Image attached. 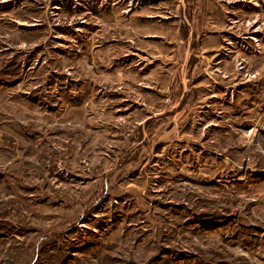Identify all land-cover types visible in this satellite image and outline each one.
I'll return each instance as SVG.
<instances>
[{
    "label": "rangeland",
    "instance_id": "1",
    "mask_svg": "<svg viewBox=\"0 0 264 264\" xmlns=\"http://www.w3.org/2000/svg\"><path fill=\"white\" fill-rule=\"evenodd\" d=\"M0 264H264V0H0Z\"/></svg>",
    "mask_w": 264,
    "mask_h": 264
}]
</instances>
